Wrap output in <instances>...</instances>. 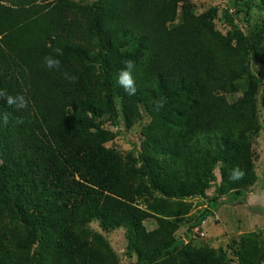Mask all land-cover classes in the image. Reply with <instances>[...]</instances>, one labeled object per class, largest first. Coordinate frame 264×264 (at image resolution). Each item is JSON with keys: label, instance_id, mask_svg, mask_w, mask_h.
<instances>
[{"label": "trees", "instance_id": "1", "mask_svg": "<svg viewBox=\"0 0 264 264\" xmlns=\"http://www.w3.org/2000/svg\"><path fill=\"white\" fill-rule=\"evenodd\" d=\"M192 7L191 0H97L81 11L87 16H79L49 0H0V89L28 100L17 111L0 99V115L10 114L7 124L0 122V264H117L103 237L90 236L87 224L95 219L103 228L125 227L127 248L142 264H164L174 251L182 264H229L222 252H186L177 245L178 224L164 207L156 209V228L144 231L143 215L128 202L134 189L178 199L201 196L219 165L210 208L189 224L191 230L214 214L217 197L255 181L246 140L254 127L255 96L245 93L230 102L224 94L237 89L250 59L264 65V45L249 50L229 9L220 11L233 29L226 36L213 27L214 8L199 15ZM87 37L104 39L108 51L117 44L134 52V96L149 101L154 118L170 107L164 119L174 150L163 151L169 156L164 160L149 156L146 145L133 171L140 177L135 188L120 157L102 145L112 133L93 122L99 102L89 70L79 67ZM56 48L63 52L61 70H48L43 58ZM95 56L103 104L115 114L116 73L107 65L108 53ZM63 72L77 79L71 82ZM156 99L166 101L158 111ZM260 100L264 113V92ZM237 165L245 176L231 181L229 171ZM244 240L241 263L261 264L264 254L246 249Z\"/></svg>", "mask_w": 264, "mask_h": 264}, {"label": "rangeland", "instance_id": "2", "mask_svg": "<svg viewBox=\"0 0 264 264\" xmlns=\"http://www.w3.org/2000/svg\"><path fill=\"white\" fill-rule=\"evenodd\" d=\"M16 1V0H12ZM97 0H49L50 3L59 4L63 8H68L83 16L87 7L93 5ZM194 14H202L210 8L216 10L213 20V27L223 35H230L232 27L226 24L220 17L222 9H229L235 15L238 28L250 43L249 50L256 52L257 47L264 45V4L261 0H191ZM87 16V14H86ZM98 38L81 41L85 56L79 65L80 68L89 70V78L92 83L95 99L99 102L100 116L93 121L96 126L110 131L112 136L103 142L104 149L111 154L120 157L127 175L139 184L140 177L134 175V169L141 164L139 152L146 145L147 154L153 158L169 160V156H164L163 151L174 150V146L168 143L166 129L167 122L165 114L170 111L169 105L163 109L156 118L150 112L149 101L142 100L135 96H126L123 89L118 85L117 78L123 62L131 60L135 55L129 52L124 46L109 45L103 43ZM110 41H114L112 38ZM237 42L233 38L232 43ZM102 50L108 53L107 65L113 68L116 73V86L114 91L115 114L108 111L104 106V91L100 88L101 75L96 65L97 57L95 52ZM249 58V57H248ZM249 60L248 72L237 80V89L233 92L225 93L228 101L232 102L242 97L245 93L253 94L255 121L252 131L246 133V140L250 143L253 157V170L255 181L246 190L233 189L227 195L217 197V208L214 214L206 217L201 225L188 230L196 216L209 207V200L215 195V187L221 180L219 165L214 168V179L209 186L204 189L201 196H186L184 198H174L161 196L157 192L138 191L134 189L133 198L128 200L129 204L137 213L143 215L140 222L144 231L149 232L156 228L157 208L164 207L166 213L171 214L170 220L178 224V228L173 232L176 243L186 252H202L214 250L224 254V261L229 264H242V256L239 254L242 247L240 237H245L243 246L246 249H256L264 254V113L261 107V96L264 92V65ZM177 103L172 105L176 107ZM178 106L177 109H179ZM175 112L176 109L173 108ZM177 112V111H176ZM175 112V113H176ZM170 113V112H169ZM171 114V113H170ZM90 115V114H88ZM172 115V114H171ZM160 149V150H159ZM179 154H183L182 151ZM4 162L0 153V163ZM227 199V200H226ZM87 227L92 233L100 234L108 244L109 249L115 255L114 262L117 264H142L138 262V254L127 248L125 237L126 229L123 226L103 228L100 221L95 219L88 222ZM145 251L142 261L145 260ZM164 256V255H163ZM164 264H182V258L177 252L171 256H165ZM146 262V261H145ZM161 261H158L160 263ZM150 264V263H145ZM264 264V261L261 263Z\"/></svg>", "mask_w": 264, "mask_h": 264}, {"label": "clouds", "instance_id": "3", "mask_svg": "<svg viewBox=\"0 0 264 264\" xmlns=\"http://www.w3.org/2000/svg\"><path fill=\"white\" fill-rule=\"evenodd\" d=\"M55 55L48 54L43 58V65L48 70H61V59L60 57L63 55V52L60 48L54 49ZM135 70V62L132 60H127L123 62V67L120 69L118 73L117 83L123 89L124 94L126 96H134L136 95L138 89L136 86V80L133 76V72ZM64 78L75 82L77 77L68 72H63ZM0 99H5L7 104L10 107H14L17 111H21L27 108L28 100L23 94H16L15 96L10 95L5 89H0ZM166 101L161 99H156L154 101L155 109L158 111L164 107ZM9 113H4L0 115V122L3 124H7L9 122ZM16 123L22 124L24 123L23 117H17ZM245 176V171L240 168L239 165L234 166L229 171V180L237 181L243 179Z\"/></svg>", "mask_w": 264, "mask_h": 264}]
</instances>
